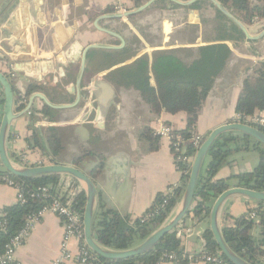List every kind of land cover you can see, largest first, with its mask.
<instances>
[{
  "label": "crops",
  "instance_id": "1",
  "mask_svg": "<svg viewBox=\"0 0 264 264\" xmlns=\"http://www.w3.org/2000/svg\"><path fill=\"white\" fill-rule=\"evenodd\" d=\"M115 6H121L126 10L133 8L134 4L130 0H42L38 12L34 7V0H0V70L7 75L10 72L13 74L10 78L17 92L14 112L20 113L13 119L8 130L7 154L11 161L19 166L47 163L40 151L33 147V132H36L42 141L46 127L59 128L63 146L56 156L59 163L76 166L90 176L92 170L101 162L102 170L92 177L96 187V204L112 208L131 222L146 212L158 193L166 194L170 192L169 189L180 184L182 175L176 167L170 144L167 139L154 135V131L160 123L167 124L176 131L184 129L185 114L183 112L172 114L163 109L154 112L139 97L135 89L115 88L105 77L106 68L97 69L105 60L103 50L99 49L89 54L82 83V97L76 107L52 108L59 112L50 119L48 115L40 112L45 105L43 101L35 98L30 109L22 113L31 93L36 91L43 93L54 104L73 101L74 95L70 91V86L75 82L79 62L73 64L69 62L68 49L71 45L75 51L94 43L111 44L112 36L97 29L94 22L99 16L109 14L104 12ZM149 10L151 8L143 12ZM192 10L185 9L184 6L163 9L159 29L155 27L152 31L159 32L158 42H150L144 38L143 33L145 35L146 32L140 30L138 26L140 23L136 21L141 13L118 20L100 19L96 24L120 34L125 40L124 46L129 43L132 35L136 37L138 44H132V47L139 46L138 52L127 56L123 62L117 64L119 66L130 64L142 54H147L151 60V54L155 50L196 49L214 42H223L227 45L232 54L231 59L203 102L193 129L202 136L221 124L238 120L234 109L244 76L241 62L254 64L264 59V36L257 40L245 39L241 42L232 39L215 41L214 31L200 22L201 17H212L213 11L204 8L198 10V15H194L190 23L188 15ZM196 17H199V21H196ZM189 25L195 27L191 30ZM245 27L250 35H257L264 28V18L255 19ZM18 29L21 31L17 32ZM55 30L69 33L64 44L60 43ZM16 35L17 38L25 36L23 44L18 46L13 43ZM21 54L29 55L32 60L30 63H23L26 64L25 72L16 73L13 70L17 62L15 56ZM48 61L53 62L55 69L43 75L41 81H37L32 74L39 73L42 64ZM113 68L114 65L108 69ZM61 69L64 71L63 75ZM109 85L114 88L113 92ZM34 87L41 89L36 88L25 97L27 90ZM104 95H107L105 101L107 105L98 107L96 100ZM1 98L0 89V120ZM255 115H264V112H257ZM144 128L149 130L148 137L141 135ZM86 151L92 154L83 157ZM22 155H26V160L22 159ZM208 160L209 157L206 156L203 166ZM258 161L259 154L256 151L234 152L230 156V163L217 172V178L250 172ZM3 170L0 164V171ZM61 180L58 194L63 199L73 202L74 195L79 190L84 191L83 184L74 179L61 177ZM230 181L231 187L236 186L234 178ZM71 182L76 185L69 191L67 184ZM181 197L182 194L172 213L179 207ZM215 199L212 200L211 206ZM16 202L15 188L0 181V217L5 207ZM259 202L240 194L229 196L219 209V228L221 229L223 225H233L234 219L241 215L249 216L260 206ZM262 202L261 206H264V201ZM253 222L250 235L259 243L261 225L258 216ZM178 230L181 231L179 239L185 254L206 251L207 231L210 232L209 215L193 217L190 210L177 227L176 231ZM62 234V219L52 213H46L39 219L25 241L16 248L15 261L19 264H55L56 258L60 255ZM142 240H136L134 245ZM69 247L75 253L77 242L71 240ZM259 249L260 254L255 256V259L264 263V245ZM65 264L76 263L71 261ZM159 264L170 263L162 261Z\"/></svg>",
  "mask_w": 264,
  "mask_h": 264
},
{
  "label": "trees",
  "instance_id": "2",
  "mask_svg": "<svg viewBox=\"0 0 264 264\" xmlns=\"http://www.w3.org/2000/svg\"><path fill=\"white\" fill-rule=\"evenodd\" d=\"M134 7L142 4L143 0H130ZM218 2L233 14L241 23L248 26L255 19L264 18V0H218ZM154 7L163 9L181 8L182 6L168 0H156L146 10ZM185 9H211L213 16L201 17V24L208 26L214 31L215 41L234 40L244 41L246 38L239 27L222 14L209 0H197ZM131 17V16H129ZM192 30L195 25H189ZM206 38V37H205ZM213 42V41H212ZM136 37H130L129 43L114 53H103L105 60L98 66L109 68L116 63L123 62L127 56L138 52L139 46ZM231 51L225 43H210L196 49H171L155 50L151 54V60L147 54L134 59L130 64L120 65L106 74V79L117 89H135L139 97L154 112L161 109L169 113L183 112L185 114L186 126L177 131L185 138L191 137L197 121L199 110L205 101L216 79L224 71L228 60L231 59ZM243 74L241 88L235 103V113L241 122L250 123L247 117L257 112H264V59L254 64L241 62ZM41 87L29 88L26 95ZM15 96L17 94L14 89ZM1 98V103H2ZM50 119L54 118L59 111L44 105L40 110ZM264 132V126L250 123ZM141 135H150L148 128L141 131ZM206 135H202L203 140ZM157 137V136H156ZM33 147L40 151L41 156L47 163H59L56 158L62 150L60 129L48 126L44 129V139L41 141L38 134L33 132ZM253 150L259 154V161L250 172L231 175L227 178H217L219 169L230 163V156L234 152ZM195 152L191 141L186 144V153ZM84 152L83 157L91 155ZM207 156L208 162L202 167L194 192V201L191 212L193 217H207L209 215L211 202L224 190L231 187L232 178L236 180V186L245 187L255 191H264V145L253 138L237 131L221 133L211 144ZM77 160L74 162L76 163ZM177 169L181 172L180 184L166 194L158 193L150 207L144 214L151 213L152 216L142 220L141 217L129 221L112 208L96 204L91 222L92 236L102 247L113 250H125L134 246L136 240L144 239L159 226H161L171 215L173 207L182 194L190 171V166L175 161ZM103 164L100 162L91 172L92 177L99 174ZM6 174L17 182L23 184L24 193L37 187L48 186L51 194L59 192L61 175L49 174L30 178L15 177L5 170L0 175ZM76 185V184H74ZM166 200L163 207L161 204ZM255 209L261 225V240L256 243L250 235L253 219L247 214L234 219L231 226L223 225L221 234L229 248L237 255L252 264H264L255 259L260 254V246L264 245V206ZM73 207L83 212L85 204V192L79 190L74 195ZM43 203L38 200L29 199L26 203L16 202L3 210L0 220L4 221V227H0V255L3 253L6 243L22 227L25 217L33 211H37ZM143 214V215H144ZM206 251L217 253L219 250L212 234L207 231ZM175 252L181 254V241L176 236V229L166 233L148 252L138 254L134 257L121 260H108L97 256L100 262L105 264H158L164 260L163 254ZM223 256V255H222ZM227 261V259L223 256Z\"/></svg>",
  "mask_w": 264,
  "mask_h": 264
},
{
  "label": "water",
  "instance_id": "3",
  "mask_svg": "<svg viewBox=\"0 0 264 264\" xmlns=\"http://www.w3.org/2000/svg\"><path fill=\"white\" fill-rule=\"evenodd\" d=\"M156 0H146L142 2L137 7H133L131 9H126L124 11H121L119 13H109L104 14L98 17V19L94 22V25L97 29H99L102 32L107 33L108 35L117 38V40L120 42V45H110V44H89L85 47H81L79 49L73 50L74 46L71 45V47L68 49L67 58L71 64L78 61L79 67L77 71V75L75 78L74 84L70 86V91L74 95V99L70 103L66 104H54L51 103L43 93L41 92H33L31 93L28 103L26 107L23 109L22 113H25L28 109L31 107V103L33 99L38 98L45 105H47L50 108L53 109H63V108H72L76 107L80 101H81V93L83 90V78L84 73L86 70V63L89 58V54L92 53L94 50H117L123 48L125 44L124 38L119 35L118 33L99 27L96 22H98L100 19H124L129 16L138 14L146 10L151 4H153ZM172 3L178 4L180 6H189L192 3H194L197 0H168ZM222 14H224L228 19H230L234 24H236L239 29L243 32L245 38L247 40H257L264 36V28L261 30V32L257 35H250L247 31L245 25L241 23L233 14H231L227 9H225L221 4L218 2V0H209ZM42 0H34V7L39 12V5L41 4ZM194 15H198V10L193 9L192 13H189L188 20L191 23L193 20ZM196 21H199V17L195 18ZM21 30L18 29L17 32H20ZM56 36L58 37L61 44H64L68 39V34L64 33L62 30H55ZM18 36H15V40L13 43L15 45H21L25 41V36H21L20 38H17ZM27 47V45H26ZM73 51V52H72ZM15 60L17 62L15 63V68L13 69L16 73H23L26 71V64H23L24 62L30 63L32 58L27 54H21L18 56H15ZM19 61V62H18ZM29 69V68H28ZM55 69V66L52 61H48L46 64H42L40 67L39 73L32 74V77L36 79L37 81H41L43 75L47 74L50 71H53ZM61 74L63 75L64 71L60 70ZM111 91L113 90L112 87ZM0 89L2 92V116L0 120V164L2 165L3 169L8 172L9 174L19 177V178H30V177H36V176H43V175H49V174H59L61 177L71 178L74 179L84 186V192H85V204L82 212V222H83V231H84V240L86 245L89 247V249L96 254L97 256L108 259V260H121V259H127L130 257H134L138 254H142L145 252H148L150 249H152L155 244L168 232L173 231L174 229H177L179 224L183 221V219L186 217V215L189 213V211L193 207V201H194V192L196 188V184L198 181L199 174L201 172V169L203 167V163L205 160V157L207 156L208 150L211 146V144L214 142V140L223 132L227 131H237L240 133H243L245 135H248L249 137L253 138L258 143H261L264 145V132L260 130L257 126L244 123L241 121H231L224 124H221L214 129H212L203 139L200 146L197 148L194 157L192 159L191 165H190V171L188 174V179L185 185V188L182 193V197L180 200L179 207L177 210L172 213L169 218L156 230H154L151 234H149L147 237H145L140 243L134 245L133 247L125 250H113L108 249L105 247H102L99 245L95 239L92 236L91 231V222L93 218V213L95 210V204H96V187L93 182V180L83 173L79 168L73 165H66V164H60V163H44L37 166H19L15 164L11 159L9 158L7 154V138H8V130L11 125V122L13 119H15L20 113H15V104H16V96L14 93L13 84L11 81V78L0 70ZM113 92V91H112ZM107 95H104L101 99L96 100V103L98 107H106V101ZM63 180V179H62ZM62 180H60V185L62 184ZM64 182V181H63ZM59 185V186H60ZM69 187L68 190L72 191L74 188V184L71 182L67 184ZM234 194H240L247 196L251 199L257 200V201H264V191H255L251 189H247L245 187L240 186H232L228 189L224 190L222 193H220L215 201L213 202L210 213H209V229L212 234L213 240L215 241L217 248L219 252L227 259V261L230 264H252L239 255H237L235 252H233L229 246L224 241L221 229L219 228L218 224V213L220 206L222 203L231 195ZM178 237V236H177Z\"/></svg>",
  "mask_w": 264,
  "mask_h": 264
},
{
  "label": "built area",
  "instance_id": "4",
  "mask_svg": "<svg viewBox=\"0 0 264 264\" xmlns=\"http://www.w3.org/2000/svg\"><path fill=\"white\" fill-rule=\"evenodd\" d=\"M116 8L120 11L125 10L121 6H117ZM8 76L12 77L13 74L10 72ZM246 120L250 123L264 126V115L254 114L247 117ZM236 121H240L239 117ZM154 135L167 139L170 144L174 160L185 163L187 166L191 165L194 154L203 141L201 139L202 136L194 131L191 132V137L187 139L183 135L177 133V131L171 126L164 123L159 124L158 128L154 131ZM190 141L195 149L193 154L186 153V144ZM22 159L26 160V155H22ZM0 181L15 188L18 202L26 203V201L32 199L43 203L37 211L30 212L25 217L22 227L6 243L3 253L0 255V264H19L15 261L16 248L25 241L39 219L46 213H52L60 217L63 221L60 255L56 258L55 264H65L71 261L76 264H105L100 262L97 255L94 254L86 245L84 240L82 212L76 210L69 199H63L58 193L51 194L48 186H41L33 190H27V194L25 195L23 184L17 182L6 174L0 175ZM169 191H171V189H169ZM165 202L166 200L163 201L161 207H163ZM151 216V213L144 214L141 216V219L145 220ZM249 218L256 219V213L251 212ZM4 224L5 222L0 220V227H4ZM180 234V230L176 231V236H178V238L180 237ZM71 240H75L77 242V251L75 253H73L69 247ZM163 258V261H167L170 264H192L194 262H203L207 264H230L223 258L219 251L217 253H209L203 250L199 254H185L182 252L180 255L175 252H167L163 254Z\"/></svg>",
  "mask_w": 264,
  "mask_h": 264
},
{
  "label": "rangeland",
  "instance_id": "5",
  "mask_svg": "<svg viewBox=\"0 0 264 264\" xmlns=\"http://www.w3.org/2000/svg\"><path fill=\"white\" fill-rule=\"evenodd\" d=\"M185 1V0H183ZM161 10V11H160ZM163 9L160 7H156V8H151V10L149 11H145V12H141V14H139V16H137L136 21H138L140 23L139 28L140 30H145V35L143 33L144 38L147 41L150 42H158V33H153V28H157V30L159 29V23L160 21L163 19ZM148 16L150 17L148 19ZM150 29V32L148 33V30ZM153 33V34H152ZM156 34V35H155ZM151 36V37H150ZM151 39V40H150ZM136 45V43L134 44Z\"/></svg>",
  "mask_w": 264,
  "mask_h": 264
},
{
  "label": "flooded vegetation",
  "instance_id": "6",
  "mask_svg": "<svg viewBox=\"0 0 264 264\" xmlns=\"http://www.w3.org/2000/svg\"><path fill=\"white\" fill-rule=\"evenodd\" d=\"M117 6H115V8H109V9H107L104 13H119V12H121L120 10H118L117 8H116ZM101 14H103V13H101ZM115 20V19H114ZM116 20H118V19H116ZM116 31V30H115ZM118 32V31H117ZM107 34V33H106ZM120 35V34H119ZM111 44L110 45H120V42L117 40V38H115V37H111ZM118 50H120V49H117V50H112V51H109V50H103L102 52L103 53H109V54H112V53H114V51H118ZM118 63H116V64H114V68L113 69H115V68H117L119 65H117ZM111 67V66H110ZM109 67V68H110ZM113 69H108V68H106V72H105V76H106V74L107 73H109L111 70H113ZM113 89V91H114V88H112Z\"/></svg>",
  "mask_w": 264,
  "mask_h": 264
}]
</instances>
